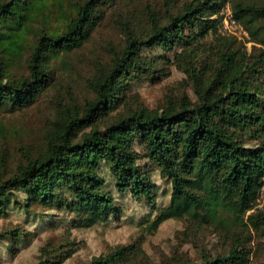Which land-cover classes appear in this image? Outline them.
I'll return each instance as SVG.
<instances>
[{
  "label": "trees",
  "instance_id": "16d2710c",
  "mask_svg": "<svg viewBox=\"0 0 264 264\" xmlns=\"http://www.w3.org/2000/svg\"><path fill=\"white\" fill-rule=\"evenodd\" d=\"M118 1L85 0L62 10L58 30L35 33L26 60L29 75L16 77L8 64L26 50L43 0H0V109L27 108L46 93L52 82L48 59L81 46L102 8ZM223 6L221 0H190L177 9L166 7L164 16L148 7L149 26L143 33L135 35L123 26L125 46L120 52L112 49L111 65L90 82L93 98L57 118L43 148L23 151V163L1 181L0 217L7 214L12 191L25 195L26 201L17 203L24 210L67 211L75 225L87 228L118 217L115 193L154 210L157 188L141 160L156 166L171 186L170 204L151 228L174 218L223 223L226 215L238 220L249 212L264 186V56H248L242 42L220 34ZM230 10L254 45L264 8L235 5ZM207 37L214 38L213 52L203 47ZM154 48L178 50L176 66L194 101L166 98L159 109L127 106L111 117V111L125 105L133 73H153L163 63L142 55ZM202 53L208 55L205 61ZM250 140L257 145L247 147ZM102 164L115 193L107 190ZM5 237L16 241L19 234L0 233V241ZM132 253L131 247H115L88 264H122ZM59 254L66 258V251ZM244 259L235 246L228 255L205 258L202 264H243ZM37 264L55 263L45 259Z\"/></svg>",
  "mask_w": 264,
  "mask_h": 264
},
{
  "label": "rangeland",
  "instance_id": "374dc122",
  "mask_svg": "<svg viewBox=\"0 0 264 264\" xmlns=\"http://www.w3.org/2000/svg\"><path fill=\"white\" fill-rule=\"evenodd\" d=\"M83 1L43 0V7L32 22L33 32L27 36V48L19 59L8 64L9 72L16 77L28 76L26 60L35 33L58 30L62 10ZM187 1L190 0H119L102 8L101 19L81 46L49 58L52 82L47 92L27 108L0 109V183L23 163V151L37 153L43 148L47 132L57 118L93 98L90 82L111 65L112 49L120 52L125 46L123 26L140 35L149 26L148 7L155 14L164 16L166 7L177 9ZM221 1H224L223 10L235 5L264 8V0ZM257 24L255 44L245 45L248 56H264V18H260ZM202 44L205 51L210 49L213 52L216 47L213 37H207ZM177 53V49L145 50L142 55L146 59H160L163 63L158 64L153 73H133L127 82L130 90L124 98L125 105L111 111V117L122 113L127 106L159 109L166 98L187 96L194 101L183 70L176 66ZM207 57L202 53L200 60L205 61ZM245 145L255 147L257 142L250 140ZM139 164L148 166L156 185L155 209L129 195H117L108 167L102 164L100 174L107 190L115 193L118 217H110L89 228L75 225L73 214L67 211L40 207L24 210L17 203L25 202V195L12 191L7 214L0 217V233L14 231L19 238L12 241L5 237L0 241V264H37L45 259H52L55 264H88L91 259L105 256L115 247L125 246L131 247L133 253L122 264H202L205 258L228 255L235 246L244 252L243 264H264V186L258 191L252 209L238 220L230 214L224 216L223 223L211 222L207 218H174L151 228L158 213L170 204L171 186L156 166L146 160L139 161ZM61 249L66 251V258L59 256Z\"/></svg>",
  "mask_w": 264,
  "mask_h": 264
},
{
  "label": "built area",
  "instance_id": "2783aa9c",
  "mask_svg": "<svg viewBox=\"0 0 264 264\" xmlns=\"http://www.w3.org/2000/svg\"><path fill=\"white\" fill-rule=\"evenodd\" d=\"M221 17L220 33L222 35L234 37L244 45L251 44L248 31L234 19L228 6L222 11Z\"/></svg>",
  "mask_w": 264,
  "mask_h": 264
}]
</instances>
